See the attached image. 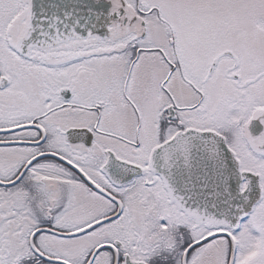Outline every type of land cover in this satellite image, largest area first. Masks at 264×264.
Here are the masks:
<instances>
[{
  "label": "snow or ice",
  "instance_id": "6c2138e0",
  "mask_svg": "<svg viewBox=\"0 0 264 264\" xmlns=\"http://www.w3.org/2000/svg\"><path fill=\"white\" fill-rule=\"evenodd\" d=\"M0 264H264V0H0Z\"/></svg>",
  "mask_w": 264,
  "mask_h": 264
}]
</instances>
